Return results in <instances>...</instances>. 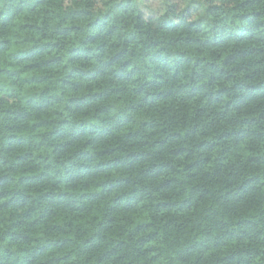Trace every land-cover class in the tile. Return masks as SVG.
Masks as SVG:
<instances>
[{
  "label": "clouds",
  "instance_id": "obj_1",
  "mask_svg": "<svg viewBox=\"0 0 264 264\" xmlns=\"http://www.w3.org/2000/svg\"><path fill=\"white\" fill-rule=\"evenodd\" d=\"M0 264H264V0H0Z\"/></svg>",
  "mask_w": 264,
  "mask_h": 264
}]
</instances>
